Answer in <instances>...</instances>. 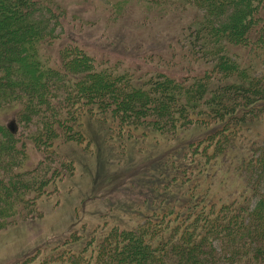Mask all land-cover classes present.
<instances>
[{"label": "trees", "instance_id": "16d2710c", "mask_svg": "<svg viewBox=\"0 0 264 264\" xmlns=\"http://www.w3.org/2000/svg\"><path fill=\"white\" fill-rule=\"evenodd\" d=\"M74 1L197 13L178 38L189 59L122 70L64 38L66 0H0V111L20 129L0 124V230L74 175L64 145L100 152L125 191L15 264H264V0Z\"/></svg>", "mask_w": 264, "mask_h": 264}, {"label": "rangeland", "instance_id": "374dc122", "mask_svg": "<svg viewBox=\"0 0 264 264\" xmlns=\"http://www.w3.org/2000/svg\"><path fill=\"white\" fill-rule=\"evenodd\" d=\"M80 3L66 0L67 14L61 17L63 35L91 51L97 61L107 59L109 64L115 63L131 72L137 68L136 73L145 69H158L171 75L185 72L181 65L189 58H182L184 50L178 46V38L197 13L187 10L162 15L132 3L122 14L111 15L95 1ZM189 67L199 71L201 63ZM16 112L12 106L1 110L0 124L19 134ZM60 150L74 161V175L57 183V193L35 202L42 214L40 218L13 223L0 230V264H15L35 248L60 241L82 222L94 221V212L103 211L110 197L123 198L125 191L117 187L118 168L108 164L100 152L89 156L72 144ZM26 154L24 168L28 169L36 164L40 154L34 153L30 145ZM136 189L138 186L131 191ZM257 192L258 196L264 193L263 185Z\"/></svg>", "mask_w": 264, "mask_h": 264}]
</instances>
